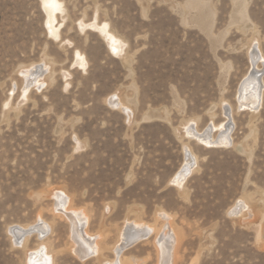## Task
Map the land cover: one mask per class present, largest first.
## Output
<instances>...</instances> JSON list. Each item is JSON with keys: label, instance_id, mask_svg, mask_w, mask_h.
<instances>
[{"label": "rangeland", "instance_id": "obj_1", "mask_svg": "<svg viewBox=\"0 0 264 264\" xmlns=\"http://www.w3.org/2000/svg\"><path fill=\"white\" fill-rule=\"evenodd\" d=\"M61 2L59 39L44 30L42 0H0V264H28L42 249L37 235L20 246L11 234L40 217L51 227L49 264H106L127 220L158 232L162 212L180 237L174 264H264L262 66L261 104L238 101L251 50L264 55V0ZM83 23H108L124 50L111 53ZM39 63L51 75L26 100L21 68ZM118 98L129 112L111 103ZM224 105L229 145L185 134L225 121ZM186 147L196 160L179 186ZM60 191L105 239L100 257L75 253L70 221L55 211ZM155 236L126 250L123 264H160Z\"/></svg>", "mask_w": 264, "mask_h": 264}, {"label": "bare ground", "instance_id": "obj_2", "mask_svg": "<svg viewBox=\"0 0 264 264\" xmlns=\"http://www.w3.org/2000/svg\"><path fill=\"white\" fill-rule=\"evenodd\" d=\"M62 2L61 0H42L44 30L46 31L47 35H52L55 38L61 37V33L56 22L58 21V14L63 11ZM81 26H90L91 29L94 28L103 37L111 53L116 52L119 54L124 50L126 43L114 32H112L111 29H109L108 23H83ZM250 58L252 61L253 70L245 77L244 81L242 82L238 97L240 107L247 108H250L251 106L254 107L257 104L260 105L263 95V85L261 80L262 76L259 78L257 73L260 71L257 70L258 72H256V69L260 66L264 68V55L259 48L257 49L254 46L250 52ZM76 64L79 66H87L88 61L85 55L78 53ZM49 69L50 68H48L45 63L32 64L31 66L21 68L20 75L23 79L22 94L26 100L28 99V94L33 88L41 89L43 85L46 84V81L49 78L48 74H50ZM14 90L16 91V88ZM111 103L118 105V107L125 112H129L128 107L125 106L119 98L118 100L112 99ZM223 109L226 118L225 121H222L219 124H213L212 122L213 128H211L212 126L210 125L211 127L209 126L203 133H200L197 128L193 127L194 124L193 126L187 125L184 131L185 134H187L190 138L193 137L199 142V145L204 147H225L226 145H229L231 143V133L233 130L232 126L230 125V120L233 116L232 108L228 105H224L222 110ZM216 130L219 131V135H217V137L213 136V132ZM186 149V164L183 165L181 170L174 178V181L179 186H182L189 173L193 171V162L196 160L191 149L188 147H186ZM55 198L56 214L61 217H65V219L70 221L71 237L75 244L74 250L81 260H85L87 258L89 259L90 257H100L103 254V251L109 249L103 246L105 239L101 234H91L89 230L90 218L88 214L84 210L73 209L71 205V198L66 192L60 191L56 193ZM246 208H248L247 204L244 201H241L238 203L235 210H238L239 213H241V211ZM159 216L164 220V226L158 232L155 230V228H152L149 225L142 223L139 224L136 221L131 222L127 220L125 228L121 231V236L118 242L111 248L115 260L108 261L106 264H123V253L141 241L143 238H149L154 233L156 234L155 245L159 250L161 258L160 264H174L179 253V233L173 228L169 215H167L165 212H162ZM50 229L51 227L49 223L41 217L39 218L38 223L33 226L31 225V227H16L11 229V234L13 235L16 244L23 246L25 241H27L30 236L37 235L39 241H41V244L43 245L39 252H31L28 254V264H49L50 256L45 245V239L49 234Z\"/></svg>", "mask_w": 264, "mask_h": 264}]
</instances>
